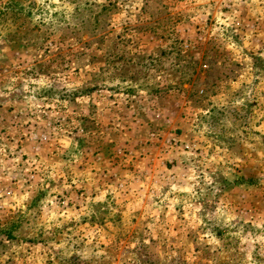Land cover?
Masks as SVG:
<instances>
[{"label":"rangeland","instance_id":"obj_1","mask_svg":"<svg viewBox=\"0 0 264 264\" xmlns=\"http://www.w3.org/2000/svg\"><path fill=\"white\" fill-rule=\"evenodd\" d=\"M0 264H264V0H0Z\"/></svg>","mask_w":264,"mask_h":264}]
</instances>
